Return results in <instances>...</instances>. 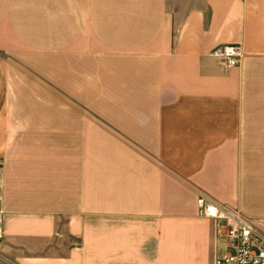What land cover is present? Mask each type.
I'll use <instances>...</instances> for the list:
<instances>
[{"label":"crops","instance_id":"obj_1","mask_svg":"<svg viewBox=\"0 0 264 264\" xmlns=\"http://www.w3.org/2000/svg\"><path fill=\"white\" fill-rule=\"evenodd\" d=\"M0 182V264H215L200 194L264 217V0H0Z\"/></svg>","mask_w":264,"mask_h":264},{"label":"built area","instance_id":"obj_2","mask_svg":"<svg viewBox=\"0 0 264 264\" xmlns=\"http://www.w3.org/2000/svg\"><path fill=\"white\" fill-rule=\"evenodd\" d=\"M210 55L224 68H231L240 64L244 52L238 43H225L215 46ZM1 189L0 182V197ZM196 203L200 216L212 218L225 228L230 250L218 257L215 264H264V217H247L204 194L197 197ZM3 220L4 212L0 209V236Z\"/></svg>","mask_w":264,"mask_h":264}]
</instances>
